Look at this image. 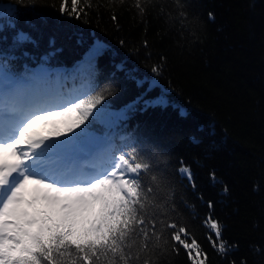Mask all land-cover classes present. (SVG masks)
Here are the masks:
<instances>
[{
	"label": "trees",
	"instance_id": "obj_1",
	"mask_svg": "<svg viewBox=\"0 0 264 264\" xmlns=\"http://www.w3.org/2000/svg\"><path fill=\"white\" fill-rule=\"evenodd\" d=\"M136 3L83 0L91 6L75 19L61 16L60 0H0V56L17 76L47 69L69 95L86 90L89 73L78 66L99 41L106 50L91 82L113 93L101 105L107 113H120L150 85L145 99L164 95L166 105L141 104L114 129L117 147L119 136L130 137L164 178H146L155 197L146 212L161 238L130 264H189L161 220L184 226L207 264H264V0H139L142 13ZM20 31L33 42L17 44ZM92 130L108 131L99 120ZM181 161L191 183L177 171ZM209 212L222 225L226 255L207 238Z\"/></svg>",
	"mask_w": 264,
	"mask_h": 264
},
{
	"label": "snow or ice",
	"instance_id": "obj_2",
	"mask_svg": "<svg viewBox=\"0 0 264 264\" xmlns=\"http://www.w3.org/2000/svg\"><path fill=\"white\" fill-rule=\"evenodd\" d=\"M82 3L70 0L69 6V0H60L58 11L80 19L91 6ZM136 7L143 12L139 0ZM15 40L33 42L22 31ZM105 50L99 41L91 46L78 66L89 73L86 90L69 95L60 91L59 76L52 81L47 69L17 76L9 71V58L0 56V264H130L150 240L161 238L157 221L146 212L155 199L146 178L153 183L164 178L130 137L119 136L122 148L117 147L114 129L137 106L147 109L167 101L163 94L145 99L150 85L120 113H107L101 105L113 93L109 87L96 92L91 82L95 61ZM152 71L158 74L160 68ZM98 120L108 131L92 130ZM37 125L51 131H40ZM177 171L192 182L182 161ZM208 207L213 208L212 202ZM160 224L173 229V250L182 248L189 264H207L206 253L184 226ZM202 225L212 247L226 255L230 246L219 220L209 212ZM137 240L141 243L134 254Z\"/></svg>",
	"mask_w": 264,
	"mask_h": 264
},
{
	"label": "rangeland",
	"instance_id": "obj_3",
	"mask_svg": "<svg viewBox=\"0 0 264 264\" xmlns=\"http://www.w3.org/2000/svg\"><path fill=\"white\" fill-rule=\"evenodd\" d=\"M102 119H103V118H102ZM37 128H38V130L43 131V132L51 131V129H49V128H45V127H43L42 125H37Z\"/></svg>",
	"mask_w": 264,
	"mask_h": 264
}]
</instances>
